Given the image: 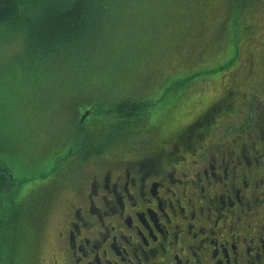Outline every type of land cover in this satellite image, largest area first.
I'll list each match as a JSON object with an SVG mask.
<instances>
[{
  "label": "flooded vegetation",
  "instance_id": "1",
  "mask_svg": "<svg viewBox=\"0 0 264 264\" xmlns=\"http://www.w3.org/2000/svg\"><path fill=\"white\" fill-rule=\"evenodd\" d=\"M242 1L252 32L264 0ZM255 55L244 58L243 83L205 103L195 97L179 118L187 101L158 83L165 92L148 103L130 86L113 88L110 106L93 99L75 129L40 136L31 150L6 125L0 149L30 163L19 167L18 183L11 165L3 167L12 186L0 195V264H264V97L254 90ZM141 104L150 107L144 114ZM112 109L114 136L86 140L82 130L100 131Z\"/></svg>",
  "mask_w": 264,
  "mask_h": 264
},
{
  "label": "rangeland",
  "instance_id": "2",
  "mask_svg": "<svg viewBox=\"0 0 264 264\" xmlns=\"http://www.w3.org/2000/svg\"><path fill=\"white\" fill-rule=\"evenodd\" d=\"M93 1L96 12L86 19L79 39L72 38L71 52L57 62L28 54L24 24H0V140L7 125L19 145L31 150L40 136H56L65 131L63 126L73 130L88 102L102 99L110 106L106 98L112 100L117 84L123 89L134 86L132 92L139 100L146 97V103L157 100L161 91L165 92L163 86L176 88L169 98L173 95L172 99L187 101L180 105L179 118L195 97L205 103L234 82L243 83L240 69L252 50L261 70L254 90L264 97V5L254 12L251 32L245 26L242 0L229 4L227 0ZM26 6L22 17L33 18L35 9ZM192 73L197 74L188 76ZM244 87L253 92V84ZM148 88L151 94L146 92ZM143 91L145 95L140 96ZM145 105H140L143 114L150 108ZM111 112L113 109L103 113L101 120L106 123L100 131L82 130L85 139L114 136L107 125ZM16 154L0 149V164L11 165L18 183L24 176L19 167L29 160ZM4 183L7 185V180Z\"/></svg>",
  "mask_w": 264,
  "mask_h": 264
},
{
  "label": "trees",
  "instance_id": "3",
  "mask_svg": "<svg viewBox=\"0 0 264 264\" xmlns=\"http://www.w3.org/2000/svg\"><path fill=\"white\" fill-rule=\"evenodd\" d=\"M30 1L33 4H30ZM26 5L28 7L32 5L31 7L35 9L33 18L28 15L22 17L21 12ZM96 10L97 6L93 0H0V24L12 25L18 22L24 24L27 31L28 54L52 63L71 52L69 43L74 41L72 38L81 35L86 27V19ZM78 39L79 37L75 40ZM117 86L118 84L114 87ZM130 87L134 88V86ZM94 108L97 112L102 110L99 106ZM3 167L0 164V195L3 194L6 186L5 180H8L6 174L2 173ZM8 184L12 186L11 183Z\"/></svg>",
  "mask_w": 264,
  "mask_h": 264
}]
</instances>
